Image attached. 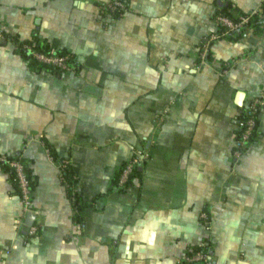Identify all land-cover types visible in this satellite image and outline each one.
Segmentation results:
<instances>
[{
	"label": "crops",
	"instance_id": "crops-1",
	"mask_svg": "<svg viewBox=\"0 0 264 264\" xmlns=\"http://www.w3.org/2000/svg\"><path fill=\"white\" fill-rule=\"evenodd\" d=\"M106 1L0 0V156L26 158L39 209L30 234L0 163V264H179L203 246V264H264V109L234 155L264 85V31L200 55L227 5L239 15L264 0H128L121 16ZM36 34L73 59L32 68L17 40ZM136 149L149 155L122 187Z\"/></svg>",
	"mask_w": 264,
	"mask_h": 264
},
{
	"label": "built area",
	"instance_id": "built-area-1",
	"mask_svg": "<svg viewBox=\"0 0 264 264\" xmlns=\"http://www.w3.org/2000/svg\"><path fill=\"white\" fill-rule=\"evenodd\" d=\"M102 12L105 14L114 15L115 12H118V16L123 15L127 10V3L125 0H108L102 6ZM261 7L243 13L239 16L238 20H234L228 14L224 12H219L216 15V21L218 24V30L210 33L205 39V43L201 47L200 55L203 59L206 58L211 42L220 37L221 35L227 34L231 29H238L251 21V18L255 14H260ZM4 31L2 29V21L0 18V39L3 37ZM27 47L33 49V55L47 64L55 65L58 67H66L68 65L67 54H60L55 50H50V52L39 51L33 48L32 44H26ZM264 109V85L261 90V93L253 97L244 108L242 120H241V130L238 133L236 138V144L234 149V155L238 158L242 155L243 150L250 143V139L257 127V118L260 112ZM149 153L136 149L132 156H130L125 164L122 166L119 177L118 184L122 187H127L132 183V179L136 177V171L140 163L148 157ZM6 155H1V159H5ZM11 165L15 168L16 177L18 180L19 192L23 199L22 213L19 218L21 223H26L27 215L30 212H34L36 215L39 212L34 206V189L30 185L27 172L24 167V162L20 159L11 160ZM68 164L67 160L62 161L61 166ZM202 219L206 226L210 225L211 219L207 211L201 212ZM37 231V225L35 220L29 225L28 232L34 234ZM211 259V254L207 246H203L199 249L191 250L185 253L179 261V264H196L198 262H208Z\"/></svg>",
	"mask_w": 264,
	"mask_h": 264
},
{
	"label": "trees",
	"instance_id": "trees-1",
	"mask_svg": "<svg viewBox=\"0 0 264 264\" xmlns=\"http://www.w3.org/2000/svg\"><path fill=\"white\" fill-rule=\"evenodd\" d=\"M128 6V0H125ZM229 5H227L224 8V13L228 14L230 17H232L234 20H238L239 16L243 13L246 12H242L239 15H234L230 10H229ZM113 16H118V12H115ZM251 25H254L257 31H264V3L263 6L261 7V12L260 14H255L252 18L251 21L246 24L245 26L238 28V29H231L228 33L227 36L228 37H236L235 33L236 31H243L244 28H247ZM235 35V36H234ZM17 40V37L15 38ZM18 42V48L20 50V52L23 54V56L29 61L30 66L32 68H47V69H53V68H59L58 66L55 65H51V64H47L43 61H40L39 59H37L34 55H33V49H30L29 47L26 46V44H32L33 48L39 51H45V52H50L51 48L48 44V42H46L44 40V38H42L39 34H36L32 39L30 40H17ZM58 53L60 54H64L65 52H61L59 51ZM73 58L69 57L68 58V62H70ZM206 59L210 60L211 59V50L209 49V52L206 56ZM243 116V112L241 113V117ZM259 121V118H257V122ZM257 133V127L250 139V143L253 142L255 140V135ZM6 158L5 159H1L0 163L3 165L4 168H6L8 171H10V173L12 174V178L14 181L15 186H17L18 190H19V186H18V180L16 177V171L15 168L11 165V160L13 159H20L24 162V167L25 170L27 172V176L29 178L30 181V185L33 188L34 187V178L33 175L30 171L29 168V164L26 160V158L22 155L21 152H17L15 154H5ZM62 172L65 175L64 177L68 180V182L70 183V185L72 186L73 184V177H72V172L70 169L69 164L62 166ZM70 192L72 193V197H73V205L77 211V213H80L81 211V206L79 204L77 195L75 194V192L73 191V189H70Z\"/></svg>",
	"mask_w": 264,
	"mask_h": 264
},
{
	"label": "water",
	"instance_id": "water-1",
	"mask_svg": "<svg viewBox=\"0 0 264 264\" xmlns=\"http://www.w3.org/2000/svg\"><path fill=\"white\" fill-rule=\"evenodd\" d=\"M36 218V214L34 212H30L28 215H27V218H26V230L28 231L27 229V226L29 228V225L35 220ZM196 264H203V262H198Z\"/></svg>",
	"mask_w": 264,
	"mask_h": 264
}]
</instances>
